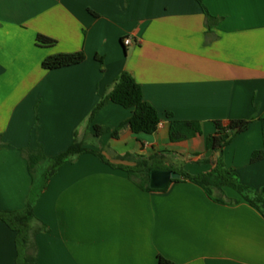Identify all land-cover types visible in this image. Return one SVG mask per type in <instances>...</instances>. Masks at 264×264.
<instances>
[{
	"label": "crops",
	"instance_id": "crops-1",
	"mask_svg": "<svg viewBox=\"0 0 264 264\" xmlns=\"http://www.w3.org/2000/svg\"><path fill=\"white\" fill-rule=\"evenodd\" d=\"M202 4L217 19L210 27L195 0H0V211L21 210L30 196L41 229L35 264H158L159 256L264 264V217L233 189L213 191L223 203L183 179L150 192L122 170L153 158L159 170L206 173L213 122L245 119L222 159L241 185L264 195V0ZM37 35L55 43L38 46ZM77 51L79 64L41 66ZM123 72L160 117L152 134L131 133L130 111L112 102L94 110ZM168 113L200 122L202 133L170 142ZM93 125L110 131L95 138ZM75 134L94 152L72 157L44 183L40 164L31 193L22 150L39 146L54 157ZM256 152L262 157L251 162ZM0 264H19L15 232L1 220Z\"/></svg>",
	"mask_w": 264,
	"mask_h": 264
},
{
	"label": "trees",
	"instance_id": "trees-1",
	"mask_svg": "<svg viewBox=\"0 0 264 264\" xmlns=\"http://www.w3.org/2000/svg\"><path fill=\"white\" fill-rule=\"evenodd\" d=\"M201 7L205 17L206 25L210 27L217 19L210 16L202 4V0H195ZM36 44L41 47H50L55 41L48 37L37 35ZM85 59L83 52L77 51L73 53H64L52 55L45 58L41 66L44 70H55L81 63ZM101 61V59H99ZM112 102L130 111V117L127 120L129 130L131 133L138 134H152L154 133L160 123V117L153 106L147 103L142 96L140 86L134 79L126 72H123L116 79L108 93L101 97L95 106L94 110L99 109L105 102ZM169 119L168 137L170 142H180L190 139L196 135H200L201 124L193 120H176L171 114H167ZM250 120L245 119H231L228 121L215 120L213 122L214 131L205 138L206 151L211 149V157L213 164L211 169L198 176H189L187 174H180L177 180L169 181L168 185L173 182H178L180 179L187 180L199 186L207 195V197L215 202L223 203L221 198H214L212 193L214 190L222 192L223 187H229L236 191L239 196L255 207L264 217V195L260 192L256 193L250 188L241 185L233 171L227 169L222 159L223 149L230 144L231 140L240 133L247 130ZM92 135L97 138L110 130L107 127L93 125ZM112 137L117 136V130L111 132ZM26 164L27 171L31 178L33 188L31 193L38 189L34 187L37 167L45 164V171L43 173V183L46 182L57 169L72 157H76L83 153H93L94 151L83 147L82 141L78 140L77 135H74L71 145L61 154L54 157H46L41 148L37 149L26 148L22 150ZM262 157L261 152L253 153L251 162L259 160ZM129 155L119 157L121 160H128ZM150 159H136L133 167H123L129 178L133 180L137 186L145 191H164L163 189H152L149 186V174L157 168L150 162ZM204 161H208L205 159ZM42 186V185H41ZM30 193V194H31ZM0 220L9 227L16 235V246L19 255V264H35L36 259L33 254V239L41 231V229L34 226L35 217L33 215V206L30 201V196L27 199L24 207L18 211H0ZM158 264H174L162 257H158Z\"/></svg>",
	"mask_w": 264,
	"mask_h": 264
},
{
	"label": "water",
	"instance_id": "water-1",
	"mask_svg": "<svg viewBox=\"0 0 264 264\" xmlns=\"http://www.w3.org/2000/svg\"><path fill=\"white\" fill-rule=\"evenodd\" d=\"M212 150L209 149L205 152V157L212 159ZM180 175L173 171L167 170H153L149 174V186L152 189H163L171 180H177Z\"/></svg>",
	"mask_w": 264,
	"mask_h": 264
},
{
	"label": "built area",
	"instance_id": "built-area-1",
	"mask_svg": "<svg viewBox=\"0 0 264 264\" xmlns=\"http://www.w3.org/2000/svg\"><path fill=\"white\" fill-rule=\"evenodd\" d=\"M122 43L124 46H128L132 43V40L130 37H126L125 39H123Z\"/></svg>",
	"mask_w": 264,
	"mask_h": 264
},
{
	"label": "rangeland",
	"instance_id": "rangeland-1",
	"mask_svg": "<svg viewBox=\"0 0 264 264\" xmlns=\"http://www.w3.org/2000/svg\"><path fill=\"white\" fill-rule=\"evenodd\" d=\"M157 165H158L159 167L161 166V165H159V164H155V166H157ZM157 170H159V169H157Z\"/></svg>",
	"mask_w": 264,
	"mask_h": 264
}]
</instances>
